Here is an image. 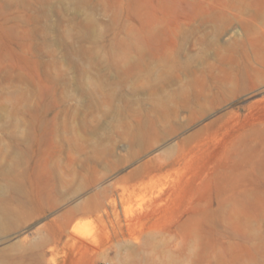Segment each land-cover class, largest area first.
<instances>
[{
  "label": "rangeland",
  "instance_id": "obj_1",
  "mask_svg": "<svg viewBox=\"0 0 264 264\" xmlns=\"http://www.w3.org/2000/svg\"><path fill=\"white\" fill-rule=\"evenodd\" d=\"M0 264H264V0H0Z\"/></svg>",
  "mask_w": 264,
  "mask_h": 264
}]
</instances>
